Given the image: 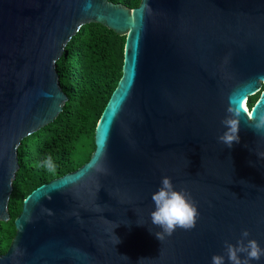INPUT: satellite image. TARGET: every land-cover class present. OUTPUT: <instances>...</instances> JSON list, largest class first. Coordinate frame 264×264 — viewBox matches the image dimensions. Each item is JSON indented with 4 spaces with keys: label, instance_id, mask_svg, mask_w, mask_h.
I'll list each match as a JSON object with an SVG mask.
<instances>
[{
    "label": "water",
    "instance_id": "obj_1",
    "mask_svg": "<svg viewBox=\"0 0 264 264\" xmlns=\"http://www.w3.org/2000/svg\"><path fill=\"white\" fill-rule=\"evenodd\" d=\"M88 22L124 35L119 79L93 150L23 198L0 264H230L225 241L243 229L264 248V135L241 106L259 93L246 108L264 112V0H0V221L17 148L61 111L56 61ZM164 176L200 216L159 240L151 194Z\"/></svg>",
    "mask_w": 264,
    "mask_h": 264
},
{
    "label": "trees",
    "instance_id": "obj_2",
    "mask_svg": "<svg viewBox=\"0 0 264 264\" xmlns=\"http://www.w3.org/2000/svg\"><path fill=\"white\" fill-rule=\"evenodd\" d=\"M108 1L129 8L139 2ZM123 44L124 35L118 36L98 22L81 25L67 42L65 56L56 61L59 85L66 100L52 121L30 133L17 148L18 169L7 201L8 218L0 221V254L14 234L12 221L23 198L93 150L95 124L121 73ZM258 94L247 99V107ZM49 156L55 163L52 170L44 166Z\"/></svg>",
    "mask_w": 264,
    "mask_h": 264
},
{
    "label": "clouds",
    "instance_id": "obj_3",
    "mask_svg": "<svg viewBox=\"0 0 264 264\" xmlns=\"http://www.w3.org/2000/svg\"><path fill=\"white\" fill-rule=\"evenodd\" d=\"M226 112L228 115L222 120L225 130L218 139L224 145L231 147L234 142L239 141L241 109L230 103ZM247 117L249 125L255 132L264 135V112L256 113L254 117L253 112L249 111ZM44 166L49 170L55 168L51 156L46 158ZM151 199L155 205L150 212L151 223L162 230L155 233L159 240L165 235L170 236L177 228L191 230L196 226L200 216L197 204L187 191L175 189L170 177L161 178L160 186L151 194ZM247 237L249 232L243 229L241 237L235 244L225 241V251L230 264H250L251 261H259L264 256V248L255 239H247L245 242ZM224 261L225 257L220 254H213L211 257V264H224Z\"/></svg>",
    "mask_w": 264,
    "mask_h": 264
},
{
    "label": "bare ground",
    "instance_id": "obj_4",
    "mask_svg": "<svg viewBox=\"0 0 264 264\" xmlns=\"http://www.w3.org/2000/svg\"><path fill=\"white\" fill-rule=\"evenodd\" d=\"M241 106L243 107L244 110H247L245 103H242ZM246 112H248V110Z\"/></svg>",
    "mask_w": 264,
    "mask_h": 264
},
{
    "label": "rangeland",
    "instance_id": "obj_5",
    "mask_svg": "<svg viewBox=\"0 0 264 264\" xmlns=\"http://www.w3.org/2000/svg\"><path fill=\"white\" fill-rule=\"evenodd\" d=\"M79 154H80V153H79ZM80 156H82V154H81Z\"/></svg>",
    "mask_w": 264,
    "mask_h": 264
}]
</instances>
